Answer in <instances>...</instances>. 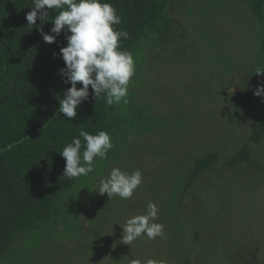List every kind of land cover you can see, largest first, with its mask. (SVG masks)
Instances as JSON below:
<instances>
[{
  "label": "rangeland",
  "instance_id": "1",
  "mask_svg": "<svg viewBox=\"0 0 264 264\" xmlns=\"http://www.w3.org/2000/svg\"><path fill=\"white\" fill-rule=\"evenodd\" d=\"M168 18L167 31L147 34L132 55L136 72L128 102L114 104L108 158L0 264H264V136L248 144L247 163H225L264 123V98L253 94L264 71V21L247 0H172ZM206 152L221 161L194 181L191 163ZM113 167L142 172L131 199L97 193ZM149 202L163 238L123 244L126 220L146 214Z\"/></svg>",
  "mask_w": 264,
  "mask_h": 264
},
{
  "label": "trees",
  "instance_id": "2",
  "mask_svg": "<svg viewBox=\"0 0 264 264\" xmlns=\"http://www.w3.org/2000/svg\"><path fill=\"white\" fill-rule=\"evenodd\" d=\"M255 19L264 21V0H247ZM116 9L121 23L115 30L128 33L120 39V49L132 55L147 34L166 32L172 0H102ZM32 0H0V262L18 238L45 228L52 220L57 201L74 189L79 178L63 177V147L79 137L106 131L115 136L118 113L103 97H89L77 108L74 119L57 112L59 100L70 84L63 82L59 55L67 46L63 30L54 43H46L42 33L52 34V20L60 10H49L43 21L28 27L26 13ZM54 53L56 55H54ZM256 75L255 85L260 79ZM82 85L78 82L77 88ZM256 89V88H255ZM254 95L243 100L250 108ZM264 136V123H258L248 141L225 163L231 168L249 160V143ZM83 150V148H82ZM221 161L204 153L191 163L190 179L197 180Z\"/></svg>",
  "mask_w": 264,
  "mask_h": 264
},
{
  "label": "clouds",
  "instance_id": "3",
  "mask_svg": "<svg viewBox=\"0 0 264 264\" xmlns=\"http://www.w3.org/2000/svg\"><path fill=\"white\" fill-rule=\"evenodd\" d=\"M33 7L26 13L28 27L39 19L43 21L49 10H60L52 20V34L42 33L46 43H54L63 30L67 46L61 47L59 55L64 62L60 69L63 82L70 84L63 98L59 100L57 112L71 120L77 115V108L89 97V86L93 97L104 98L109 106L127 103L128 88L135 75L136 66L133 56L121 50L120 39H127L128 33L115 30L114 25L121 23L116 9L102 0H32ZM54 55H56L54 53ZM256 74H264L257 70ZM82 86L77 88V83ZM264 98V85H258L253 93ZM79 137L73 138L59 153L65 159L63 177L71 180L87 176L95 171L97 160H106L113 148L112 138L106 131L93 135L80 130ZM83 148V150H82ZM142 184V172L137 169L131 174L113 167L106 177L100 179L97 193L107 194L108 199L118 196L123 200L131 199L133 192ZM158 209L149 202L146 214L135 215L126 220L122 230V241L131 245L142 236L155 239L164 236L163 225L154 222ZM129 264H142L138 259H130ZM147 264H155L149 260Z\"/></svg>",
  "mask_w": 264,
  "mask_h": 264
}]
</instances>
